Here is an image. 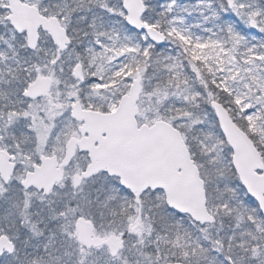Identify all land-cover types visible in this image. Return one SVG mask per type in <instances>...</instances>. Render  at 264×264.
Returning a JSON list of instances; mask_svg holds the SVG:
<instances>
[{"label":"snow or ice","instance_id":"snow-or-ice-1","mask_svg":"<svg viewBox=\"0 0 264 264\" xmlns=\"http://www.w3.org/2000/svg\"><path fill=\"white\" fill-rule=\"evenodd\" d=\"M0 264H264V0H0Z\"/></svg>","mask_w":264,"mask_h":264}]
</instances>
